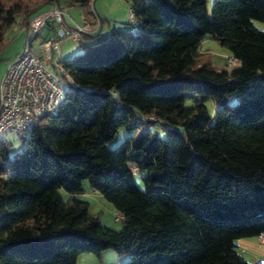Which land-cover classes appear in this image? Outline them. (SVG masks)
I'll return each instance as SVG.
<instances>
[{"label":"trees","instance_id":"obj_1","mask_svg":"<svg viewBox=\"0 0 264 264\" xmlns=\"http://www.w3.org/2000/svg\"><path fill=\"white\" fill-rule=\"evenodd\" d=\"M64 1L88 3L0 0V43L14 17ZM128 9L133 29L82 34L81 52L56 60L69 81L16 134L19 148L0 135V264H74L107 249L121 264H249L234 240L264 234V32L251 22H264V0ZM205 36L237 64L199 59ZM121 126L139 132L107 148ZM83 180L121 215L118 229L86 201L61 199L59 188L81 193Z\"/></svg>","mask_w":264,"mask_h":264},{"label":"built area","instance_id":"obj_2","mask_svg":"<svg viewBox=\"0 0 264 264\" xmlns=\"http://www.w3.org/2000/svg\"><path fill=\"white\" fill-rule=\"evenodd\" d=\"M90 2L87 16H82L79 22H66L61 4L16 22L19 27L24 23L31 36L23 43L21 51L6 62L0 76V135L21 133L37 115L57 105L63 93L60 84L63 80L69 81V77L55 60L52 67L56 72L45 65L51 62L53 54L58 53V41L67 37L77 40L82 34L93 33L100 28V17ZM128 21H132L129 9ZM44 27L51 29V35L41 34ZM35 38L39 40L33 46ZM224 60L226 66L231 65L230 56H225ZM120 218V214L113 215L114 220Z\"/></svg>","mask_w":264,"mask_h":264},{"label":"rangeland","instance_id":"obj_3","mask_svg":"<svg viewBox=\"0 0 264 264\" xmlns=\"http://www.w3.org/2000/svg\"><path fill=\"white\" fill-rule=\"evenodd\" d=\"M89 1L86 6L80 7L76 4H68L64 1L63 10L65 13V21L69 22L70 20L79 22L82 16H87L86 12L89 10ZM91 8L94 12L99 14L103 18V33L107 32V25L110 28L115 25L117 28H128L133 29V24L128 23V0H91ZM32 16V15H31ZM29 16V18L31 17ZM19 17H14L13 22L4 30L0 43V71L4 63V56H13L14 53H19L21 51L23 43L31 36L29 30H25L24 23L21 24V27L17 26L16 22ZM252 24L259 30L264 32V22L251 19ZM51 29H42L41 34L46 36L51 35ZM38 38L33 40V46H35ZM59 52L53 54L52 60L49 64H46L45 67L53 72H56L55 68L52 67V61L62 60L68 58L72 55L78 54L81 52L79 44L71 39L70 37L64 38L58 41ZM198 51L202 54H199V59L208 58L210 64L216 68L230 69L237 64V61L232 58V65H225V56H230L226 49L219 46L217 42L211 38L205 36L199 44ZM15 55V54H14ZM6 62V61H5ZM57 63V62H56ZM66 87V84L62 81L60 88L63 89ZM236 101L235 97H230L228 102L230 105L234 104ZM206 109L211 111L213 108V103L211 100H206L204 102ZM137 117V112L134 110V118ZM156 124V123H155ZM153 130L158 133H162L155 125L151 126ZM139 132V128L136 129H126L124 127H119L114 134L113 138L105 143L107 148H111L119 141H121L124 136H134ZM4 138L9 140L10 151L16 150L19 148V142L17 140L16 134L5 133ZM134 182L138 187L141 188L142 183L140 178L137 175L133 176ZM82 192L77 194H69L63 189L59 188L58 192L61 196V199L64 201L68 197L73 196L81 200H84L88 203L89 213L97 216L99 223L104 226L118 229L121 226V219L113 220V215L118 214V212L111 206L109 202L104 200L98 192L91 190L85 180L82 181ZM99 259L101 260L99 262ZM126 259L125 255H117L112 250H103L100 252L99 256H96L91 253H80L77 255L74 264H121Z\"/></svg>","mask_w":264,"mask_h":264},{"label":"crops","instance_id":"obj_4","mask_svg":"<svg viewBox=\"0 0 264 264\" xmlns=\"http://www.w3.org/2000/svg\"><path fill=\"white\" fill-rule=\"evenodd\" d=\"M127 10H128V7H127ZM97 15L99 16V14H97ZM99 17H101V16H99ZM103 26L104 25L102 23V25L100 27V32L101 33H103V31H102ZM113 26H115V25L113 24ZM109 28H110V26L107 25V30L106 31H108ZM43 29H48V28L44 27ZM58 52H59V49H58ZM14 54L16 55L17 52L14 53ZM14 54H13V56H15ZM13 56H4L5 57L4 60L7 62ZM5 61H4L3 65H2L3 67H2V69L0 71V76H1V73L3 71L4 66L6 64ZM234 244H235L236 250L241 254L243 259L247 263H249V264L263 263L264 264V234L253 236V237H250V238L239 237V238H236L234 240ZM100 261L101 260L99 259V262Z\"/></svg>","mask_w":264,"mask_h":264}]
</instances>
